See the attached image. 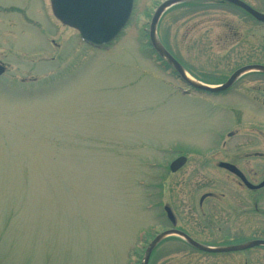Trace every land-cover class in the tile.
I'll list each match as a JSON object with an SVG mask.
<instances>
[{
	"label": "rangeland",
	"instance_id": "374dc122",
	"mask_svg": "<svg viewBox=\"0 0 264 264\" xmlns=\"http://www.w3.org/2000/svg\"><path fill=\"white\" fill-rule=\"evenodd\" d=\"M165 1L136 0L128 28L98 49L56 20L50 0H0V264H140L171 227L166 206L202 244L246 242L215 234L216 200H199L236 184L215 156L264 169V158L249 157L264 154V126L249 124L244 101L195 93L158 67L147 31ZM186 8L162 16L158 37L190 77L219 84L242 65L217 60L234 34L207 31L212 15ZM225 10L217 24L225 16L241 43L264 45V24ZM239 101L245 110L231 107ZM250 132L253 142L243 140ZM177 156L189 161L172 173ZM236 255L198 254L173 236L149 264H230Z\"/></svg>",
	"mask_w": 264,
	"mask_h": 264
},
{
	"label": "flooded vegetation",
	"instance_id": "af4514ba",
	"mask_svg": "<svg viewBox=\"0 0 264 264\" xmlns=\"http://www.w3.org/2000/svg\"><path fill=\"white\" fill-rule=\"evenodd\" d=\"M243 3L249 5V0H240ZM250 2V1H249ZM257 4L260 5L262 8V11H258L255 9L258 13L264 15V0H256ZM182 6L187 7L186 10H192V11H200L204 12L203 16H211V23H216L215 25H212V28L206 29L207 31H213V32H228L234 34V41L232 42V46L230 47L229 54L228 52L224 53L222 56H218L217 60L222 61H233L239 64H242L236 70H234L227 79L219 83L218 85H222L229 80L232 75L240 68L247 66V65H263L264 61V45L259 46L256 48L254 46L250 45V43L243 42L241 43L238 38L240 36L238 35V29H236L235 25H232V22L226 20L227 22L224 23V20L227 19L225 16H223L222 22L223 24L219 25L221 21L218 19L219 13L222 12L223 14L227 13V10L225 8H229L234 11H239L252 19L254 22L259 23L261 26L264 23L258 22L254 17L251 16L246 10L243 8L227 1V0H190L189 2H182L174 5L169 10L173 9L174 7ZM16 5L8 8L7 11H15ZM2 10L3 7H0ZM260 8V9H261ZM168 10V11H169ZM167 11V12H168ZM166 12V13H167ZM201 12V13H202ZM228 14V13H227ZM236 17V16H235ZM206 18V17H205ZM241 20V19H240ZM204 22V21H203ZM192 26H187L186 30H191L190 28ZM256 50H259L258 53ZM170 52V51H169ZM172 54V53H171ZM252 55H255L256 57L253 58ZM155 56V55H154ZM174 56V55H173ZM155 58L158 60L157 63H165L163 60L159 59L155 56ZM180 62V61H179ZM181 63V62H180ZM168 66V65H167ZM169 67V66H168ZM165 68V67H164ZM170 68V67H169ZM171 69V68H170ZM168 69V72L171 73L172 70ZM172 75L176 77L173 73ZM250 75V76H247ZM244 76L248 77L246 79L243 78ZM179 81V79H176ZM232 96L235 100H242L245 102L249 114L248 119L253 118V120L249 121V124L251 122H255L256 119H260L261 125L264 126V73L261 72H254V73H247L242 76H240L230 87L229 90L225 91L222 94H217L215 98H226ZM231 107L233 106V109L236 110H242L244 108V105L242 102H237V104H230ZM258 113H260L258 115ZM247 119V120H248ZM251 126V125H250ZM237 133V132H235ZM234 132L228 134L229 137H234ZM257 134V133H256ZM256 134H252L251 132L247 136L244 134L242 136L243 140H251L255 138ZM239 134H236L238 136ZM264 142V139H263ZM262 142L260 141V144ZM259 144V145H260ZM247 146L249 144H246ZM257 143L253 144L254 147L259 146ZM258 150L256 148L250 149V152L252 154H249V157L252 158H259V160H262L264 158V154L261 152H257ZM180 157L177 156L176 159ZM217 161V166L220 170L228 173L229 175L233 176L236 184L226 185L221 184L216 186V188H220V190H215L214 192H207L206 194L202 195L199 200V207L203 208L205 202L207 199H214L216 200V203L213 204V214L215 219L218 220V225L214 229V233L217 235L222 236H228L231 238H237L242 237L246 238V242L241 244H236L235 246L245 245L247 243L253 242V241H264V187L258 188V189H252L246 186L243 181L235 174L230 172L229 170L222 168L221 164L226 163L233 165L239 169V171L242 173V175L246 178L247 181H249L253 187H257L263 180L257 181L256 178L261 177L262 172L264 173V169L262 168H246L247 165L253 164L251 162H247L245 164L244 168H239L238 163L234 161L233 159H229V157L233 156H215ZM248 157V156H247ZM188 157L187 162L185 163L184 167L188 164ZM183 167V168H184ZM181 170V169H180ZM217 194H216V193ZM219 192V194H218ZM207 195L203 200V196ZM220 199H227V201L221 202ZM204 234V233H199ZM190 236V235H189ZM191 237V236H190ZM193 238V237H191ZM194 239V238H193ZM196 239V238H195ZM194 239V240H195ZM196 241H198L196 239ZM201 243L200 241H198ZM185 243V242H184ZM186 245H188L186 243ZM189 246V245H188ZM190 247V246H189ZM191 248V247H190ZM193 251L198 252V254H203L193 248H191ZM264 246H258L251 249H246L243 251H237L235 252L237 255L233 259L234 261L230 264H264ZM240 259V260H239Z\"/></svg>",
	"mask_w": 264,
	"mask_h": 264
},
{
	"label": "water",
	"instance_id": "95a60500",
	"mask_svg": "<svg viewBox=\"0 0 264 264\" xmlns=\"http://www.w3.org/2000/svg\"><path fill=\"white\" fill-rule=\"evenodd\" d=\"M184 1L188 0H166L156 9L150 23L149 42L152 48L159 54V56L164 58L168 64L175 69V71L178 73V76L185 83L198 91L215 94L227 91L233 85L235 80L244 73L252 71L264 73V66H246L235 72L224 85L219 87H212L191 80L187 76L183 67L168 53L157 37V25L163 13L173 5ZM227 1L243 8L258 21L264 23V15L256 12L242 1ZM134 4L135 0H51V6L55 17L59 19L64 25L70 26L77 30L81 39L86 44L98 49L109 46L119 37L131 18ZM4 71L5 68L0 65V75H2ZM186 161L187 159L185 157L178 158L172 163L170 170L173 173H176L185 165ZM221 167L237 175L249 188L258 189L264 187V181L259 186L253 187V185H251L245 179L242 173L233 165L223 163L221 164ZM165 211L172 225L176 226V218L170 207H166ZM173 235L183 238L196 250L213 254L231 253L258 246H264V241H253L240 246L212 248L195 242L188 235L177 229H171L159 234L148 245L141 264H149L151 255L159 243L165 238Z\"/></svg>",
	"mask_w": 264,
	"mask_h": 264
}]
</instances>
